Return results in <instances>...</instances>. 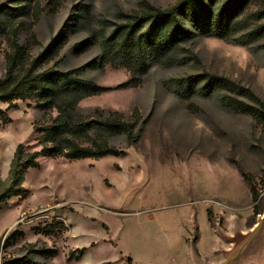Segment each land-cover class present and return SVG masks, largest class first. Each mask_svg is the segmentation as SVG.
<instances>
[{
  "label": "rangeland",
  "instance_id": "rangeland-1",
  "mask_svg": "<svg viewBox=\"0 0 264 264\" xmlns=\"http://www.w3.org/2000/svg\"><path fill=\"white\" fill-rule=\"evenodd\" d=\"M177 1L0 0V79L15 31L31 57L61 43L42 66L69 70L98 61L96 39L125 24L127 15ZM233 23L231 38L200 35L180 46L174 62H152L137 85H127L129 72L111 64L83 72L105 90L82 98L78 116L100 120L119 112L139 119L135 134L90 131L123 151L118 155H40L24 174L21 194L0 205V261L264 264V0H249ZM206 75L255 96L204 88ZM189 76L195 92L184 98L168 83ZM15 103L0 126V193L10 183L17 146L41 150L38 129L58 114L37 97ZM15 229L22 236L5 248ZM48 248L57 254H41Z\"/></svg>",
  "mask_w": 264,
  "mask_h": 264
},
{
  "label": "trees",
  "instance_id": "trees-1",
  "mask_svg": "<svg viewBox=\"0 0 264 264\" xmlns=\"http://www.w3.org/2000/svg\"><path fill=\"white\" fill-rule=\"evenodd\" d=\"M249 0H178L167 8L151 7L142 13L127 15L125 24L118 25L111 32H103L100 43L101 55L98 61L88 63L69 70H60L55 66L43 67L45 63L55 58L61 43H50L36 57H31L27 49L22 46L17 33L11 39L10 50L6 55V74L0 79V102L8 103L6 109L0 108V126L9 122L8 111L16 107L15 101L37 97L42 101V107H53L58 111L52 123L39 130V141L42 149L34 152H25L20 143L15 151L10 183L0 193V205L10 197L21 194V181L25 172L38 165L40 155H62L67 159L100 157L118 155L123 151L111 145L103 137L100 139L90 135V131L98 130L109 134H127L134 136L139 119L125 120L119 112L100 120L81 119L77 112L78 102L93 94H99L105 87L83 77L87 68H96L111 64L125 68L130 77L127 85L140 84L144 75L151 67L152 62L172 63L176 60L174 53L184 43L195 40L200 35H214L219 38L232 37L231 27L243 11ZM216 8V9H215ZM204 88L218 89L226 86L237 94L255 96L245 87L224 77L206 75ZM169 85L179 88L180 96L186 98L195 92V81L191 77L171 79ZM178 92V90H177ZM235 102V101H234ZM233 102V103H234ZM235 102V106H242L256 114L257 109ZM80 135L92 139L90 144H83L78 140ZM253 198L255 199L254 195ZM22 233L15 229L4 239V247L12 241H17ZM85 248L80 249L83 251ZM44 256H55L57 249H45ZM75 258L73 253L68 259ZM78 258V255H76ZM0 264H46L28 257L3 259ZM129 264H133L129 259Z\"/></svg>",
  "mask_w": 264,
  "mask_h": 264
}]
</instances>
